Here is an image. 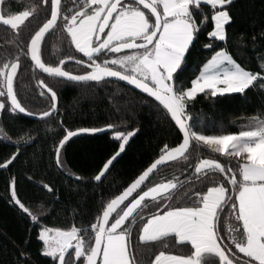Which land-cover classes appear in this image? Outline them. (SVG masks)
Instances as JSON below:
<instances>
[{
	"label": "snow or ice",
	"instance_id": "6c2138e0",
	"mask_svg": "<svg viewBox=\"0 0 264 264\" xmlns=\"http://www.w3.org/2000/svg\"><path fill=\"white\" fill-rule=\"evenodd\" d=\"M205 3L211 6L213 25L207 36L224 41L225 26L232 20L226 9L231 0H84L83 5L74 4L71 9L62 0H38L30 8L9 6V18L0 19V25L14 33L12 41L16 45L15 54L10 53L0 63V98L6 97V101L0 100V110L29 115L42 122L59 117L49 156L55 157L61 170L66 163L63 157L67 145L73 138L107 136L111 132L118 143V149L90 178L76 177L78 182L99 185L140 129L129 124L130 130L122 131L112 123L104 127L73 128L60 111L55 87L45 80L37 81V86L46 98V108L34 111L26 107L14 88L23 67L22 59L58 82L101 81L105 77L125 81L154 98L162 120L176 131L178 141L182 138L175 147L167 144L161 147L158 158L122 191L113 193L110 199L102 198L86 227L41 228L38 238L44 244L43 254L54 258L53 264L56 260L59 264H78L81 258L83 264H201L204 254L215 257L214 264H264V164L248 157L252 147L264 145V123L255 130H241L238 134L204 135L193 130L188 109L201 93L212 97L243 95L258 83L264 89V74L245 70L227 50L217 51L215 44L209 43L204 47L213 54L203 70L190 80V86L181 79L190 50L202 31L199 25L204 23V20L198 21V12L193 8L199 10ZM4 5L5 0H0V17L5 16ZM143 9L149 10L150 15ZM40 11L45 14L43 22L33 27L31 21L38 20ZM57 27H62V39L74 51L62 54L58 61H46L48 38ZM70 61L80 65L81 71L74 74L66 70ZM225 62L230 67L225 68ZM224 141L227 143L222 146ZM192 142H203L227 157V163L213 158L196 165L195 173L213 169L216 178L204 175V182L186 192L180 203L169 199L178 190L172 180L145 188L154 170L166 161L186 155ZM20 155L17 152L11 159L5 158L0 169H10ZM41 187L48 194L57 192L58 199V190L50 184L44 183ZM11 199L31 221L38 220L18 198L14 180ZM224 212L235 220L227 236L219 227ZM137 218L139 226L132 233L129 228ZM82 232L90 237L87 245ZM163 239L174 240L177 250L190 245V254L174 255L170 249L157 250L156 242ZM136 248L150 250L149 257L141 261ZM69 249L73 250L75 259L66 261V253L71 256Z\"/></svg>",
	"mask_w": 264,
	"mask_h": 264
},
{
	"label": "trees",
	"instance_id": "16d2710c",
	"mask_svg": "<svg viewBox=\"0 0 264 264\" xmlns=\"http://www.w3.org/2000/svg\"><path fill=\"white\" fill-rule=\"evenodd\" d=\"M36 3L38 0H5V16H9V6L30 8ZM62 3L71 9L74 4L83 5L84 0H62ZM226 9L232 20L225 26V40L219 41L207 36V32L213 27L211 6L205 3L199 10L193 8L194 12H198V21L204 20V23L199 25L202 31L190 50L185 71L181 74V79L189 86L190 80L199 75L201 67L213 54L204 47L209 43H214L217 51L221 48L227 50L245 70L264 74V69H261V65H264V36L261 35L264 33V0H231ZM144 11L150 15L145 9ZM44 15L43 11L39 12L38 20L31 21L33 27L38 22H43ZM13 35L14 33L7 32L0 25V63L6 61L10 53L15 54ZM62 35V27H57L49 36L45 50L46 61H58L62 54L74 51L68 48ZM22 64L14 88L26 107L34 111L46 108V98L37 86V81L45 80L55 87L60 111L64 113L67 124L73 128L103 127L106 123H112L122 131L130 130L129 124L132 128L140 129L130 141L126 152L121 153L105 179L97 185L95 182H78L76 177L87 180L118 149V143L113 140L111 132L107 136L96 134L73 138L67 145L63 157L66 163L61 170L56 165L55 157L49 156L51 142L56 139L54 133L58 131L59 117L42 122L20 113L0 110V164L5 158L11 159L15 153H21L10 169H0V264H53L54 258L43 254L44 244L38 238L41 228L67 230L73 226L86 227L102 198L110 199L113 193L118 194L159 155L161 147L165 144L174 146L181 138L178 141L176 131L162 120L156 107L158 102L120 82H58L34 69L30 62L24 63L22 59ZM66 70L78 73L81 66L70 61ZM0 99L6 101V97ZM188 109L193 130L204 135L237 134L241 130H255L264 123V89L258 83L243 95L231 93L212 97L201 93L188 105ZM34 128L37 131H32ZM34 139L36 143H32ZM213 158L227 163V157L223 154L215 152L206 144L192 142L185 156L160 167L149 178L145 188L172 180L178 190L169 199L173 203L183 202L186 192L204 182V175L209 179L216 178L213 169H203L201 174L195 173L199 160ZM13 180L18 198L38 217L36 222L31 221L30 216L12 202L10 186ZM44 183L58 190V199L57 192L48 194L42 189L41 185ZM234 224V217L224 212L219 227L226 236ZM138 226L139 218L129 231L135 233ZM82 238L87 245L90 239L87 232H82ZM174 244L172 239H163L156 242L155 246L157 250L170 249L172 254H190V245L187 249L177 250ZM134 250L141 261L150 255V250L145 248ZM69 253L71 256L66 253L65 260H74L73 250L69 249ZM23 257H27V260ZM214 262L215 257L211 255L204 254L201 257V264ZM55 264H58L57 260ZM78 264H83V258Z\"/></svg>",
	"mask_w": 264,
	"mask_h": 264
},
{
	"label": "rangeland",
	"instance_id": "374dc122",
	"mask_svg": "<svg viewBox=\"0 0 264 264\" xmlns=\"http://www.w3.org/2000/svg\"><path fill=\"white\" fill-rule=\"evenodd\" d=\"M144 10V9H143ZM161 11H162V8H161ZM146 13V12H145ZM135 23H138V21H133V24ZM130 34V33H128ZM111 35V33H110ZM107 43V41H105ZM234 60V59H233ZM235 61V60H234ZM236 62V61H235ZM207 63V61L205 62ZM204 63V64H205ZM237 63V62H236ZM203 64V65H204ZM224 67L227 68V67H230L229 65H227V63L225 62L224 64ZM203 70V66L201 67L200 69V72ZM0 100H3V99H0ZM238 134V133H237ZM200 143H203V142H200ZM227 141H224L222 142V146L223 145H226ZM204 144V143H203ZM208 146V145H207ZM210 148L213 149V147L209 146ZM214 150V149H213ZM248 157L249 159L255 161V162H258V163H261V164H264V145H256L254 147H252L250 150H249V153H248ZM201 160H204V159H201ZM199 160L198 163L201 161ZM197 163V164H198ZM196 164V165H197ZM196 167V166H195ZM11 190L13 191V183H11V186H10ZM175 255V254H174Z\"/></svg>",
	"mask_w": 264,
	"mask_h": 264
},
{
	"label": "water",
	"instance_id": "95a60500",
	"mask_svg": "<svg viewBox=\"0 0 264 264\" xmlns=\"http://www.w3.org/2000/svg\"><path fill=\"white\" fill-rule=\"evenodd\" d=\"M141 8H143V6L141 5ZM146 11H148V13L150 14V12H149V10H147V9H145ZM9 17H0V19H8ZM12 18H15V16H12ZM72 62H74V61H72ZM38 70V69H37ZM40 73H42L40 70H38ZM42 74H44V75H47V74H45V73H42ZM74 74H76V73H74ZM103 80H113V81H117V82H120V83H122V84H124V85H126V86H128V87H130V88H132L133 90H135V91H138V92H140V93H142V94H144V95H146L147 96V94L146 93H143V92H141L140 90H138V89H135V87L134 86H132V85H129V84H127L125 81H121V80H119L118 78H110V77H105ZM71 82H74V81H71ZM82 82H87V81H82ZM90 82H98V81H90ZM149 97V96H148ZM150 98H152V97H150ZM153 100H154V98H152ZM157 102V101H156ZM22 115H25V114H22ZM25 116H27V117H29V118H32V119H35V120H39L38 118H34V117H32V116H29V115H25ZM104 127V126H103ZM180 142H182V138H181V140H180ZM178 144V143H177ZM177 144L176 145H174V146H172V147H175V146H177ZM187 152H188V150H187ZM186 152V153H187ZM159 156V155H158ZM158 156L155 158V159H157L158 158ZM185 156V155H184ZM183 156H181V157H176L174 160H171V161H166L163 165H165V164H167V163H169V162H172V161H175V160H177V159H180V158H182ZM154 159V160H155ZM154 160L152 161V162H154ZM151 162V163H152ZM150 163V164H151ZM150 164L148 165V166H150ZM162 165V166H163ZM147 166V167H148ZM162 166H160V167H162ZM146 167V168H147ZM159 167V168H160ZM146 168H144V169H146ZM158 168V169H159ZM143 169V170H144ZM157 169V170H158ZM157 170H154V173L157 171ZM153 173V174H154ZM153 174H150V177L153 175ZM149 180V179H148ZM131 182V181H130ZM129 182V183H130ZM127 186V185H126ZM123 190V189H122ZM121 190V191H122ZM57 263L59 264V261L57 260Z\"/></svg>",
	"mask_w": 264,
	"mask_h": 264
},
{
	"label": "flooded vegetation",
	"instance_id": "af4514ba",
	"mask_svg": "<svg viewBox=\"0 0 264 264\" xmlns=\"http://www.w3.org/2000/svg\"><path fill=\"white\" fill-rule=\"evenodd\" d=\"M14 16V15H13ZM4 17H9V16H4Z\"/></svg>",
	"mask_w": 264,
	"mask_h": 264
}]
</instances>
